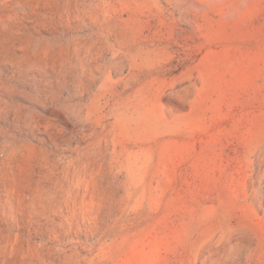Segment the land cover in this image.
I'll list each match as a JSON object with an SVG mask.
<instances>
[{
    "label": "rangeland",
    "instance_id": "rangeland-1",
    "mask_svg": "<svg viewBox=\"0 0 264 264\" xmlns=\"http://www.w3.org/2000/svg\"><path fill=\"white\" fill-rule=\"evenodd\" d=\"M0 264H264V0H0Z\"/></svg>",
    "mask_w": 264,
    "mask_h": 264
}]
</instances>
